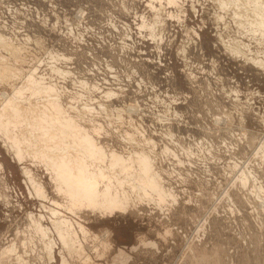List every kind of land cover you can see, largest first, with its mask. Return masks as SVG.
Segmentation results:
<instances>
[{
	"label": "rangeland",
	"instance_id": "374dc122",
	"mask_svg": "<svg viewBox=\"0 0 264 264\" xmlns=\"http://www.w3.org/2000/svg\"><path fill=\"white\" fill-rule=\"evenodd\" d=\"M262 9L0 0V123L8 103L19 114L0 125V264H264ZM50 104L103 153L84 159L90 180L123 207L71 208L69 185L31 157L40 141L22 121Z\"/></svg>",
	"mask_w": 264,
	"mask_h": 264
},
{
	"label": "bare ground",
	"instance_id": "6f19581e",
	"mask_svg": "<svg viewBox=\"0 0 264 264\" xmlns=\"http://www.w3.org/2000/svg\"><path fill=\"white\" fill-rule=\"evenodd\" d=\"M237 1V0H236ZM242 1H245V0H242ZM252 1H254V0H252ZM255 1H257V0H255ZM250 2V1H249ZM248 2V3H249ZM243 3V2H242ZM241 3V5H243L244 3H246V2H244L243 4ZM253 3V2H252ZM239 5L238 6H240V3H238ZM260 4V3H259ZM237 5V4H236ZM248 5V4H247ZM251 5V4H250ZM244 6V5H243ZM253 6H255V5H253ZM257 6H259V5H256V7ZM241 7V6H240ZM237 8H239V7H237ZM242 9H244L243 7H241ZM241 8H239L240 10H241ZM234 9V8H233ZM239 9H236L237 11L239 10ZM251 9H253V7L251 8ZM235 10V9H234ZM245 10V9H244ZM250 10V9H249ZM256 10V9H255ZM236 11V12H237ZM246 11H248V10H246ZM262 12H263V9L261 10ZM241 12H242V10H241ZM251 12V11H250ZM234 13V12H233ZM245 13H247V12H245ZM243 14V13H242ZM241 14V15H242ZM248 14V13H247ZM253 14V13H252ZM238 16V14H235V16ZM240 15V17H244V16H241ZM244 15V14H243ZM234 16V17H235ZM250 16V14L249 15H246L245 14V17H249ZM252 17L253 16H255L254 17V20L256 19V22L257 23H255L254 25H255V27H259V28H261L260 26L263 24H261V25H257V24H260L261 23V21H263L264 22V12L263 13H256L255 12V14L254 15H251ZM257 16V17H256ZM239 17V16H238ZM251 18V17H250ZM248 19V18H247ZM246 18L244 19V21H246L247 20ZM253 19V18H252ZM248 20H251V19H248ZM246 22H248V21H246ZM242 23V22H241ZM248 23H251L250 21L248 22ZM252 24V23H251ZM250 24V25H251ZM247 25V24H246ZM264 25V24H263ZM243 27H244V25H243ZM262 28H264V27H262ZM256 29V28H255ZM257 30V29H256ZM232 48V47H231ZM258 63V62H257ZM260 65V64H259ZM51 98V97H50ZM9 104V103H8ZM8 104L5 106V108H4V110L6 109V107H7V109H9L10 110V112H8L9 110H6L5 112H6V115H7V119L4 121V122H2V124H4V123H9L10 124V122H11V124H12V122H13V120H15L14 118H16V121H17V119L19 118V114L17 115V109H16V107H13L12 108V106L9 104V106H8ZM44 104V103H43ZM52 105H54V103L52 104ZM51 104H50V106L47 108V107H42V109H35L36 111V117H37V119H32V118H30L31 120H25V118L23 119V121H22V123H26L27 124V126H28V124L31 126V125H33V127L35 128V131L37 132L36 134H37V136H35V137H33L35 140H38V141H40V146H36V145H33V147L32 148H30V146H29V149H32V150H29V153L31 154V157H33V158H36V159H38V160H43V161H45L46 163H48L49 165H51V167H52V169H53V173L54 174H56V179H57V182L58 181H64L63 183L60 181L59 182V184L60 183H62V185L66 182L68 185H69V187H66L67 188V191H66V193L68 194V195H70L71 197H72V199H73V201H72V199H71V201H72V203H71V208H74V206H75V203H77V202H80V203H86V206H87V208L88 207H90V208H92V209H95V210H99V211H103L104 210V212L105 211H112L113 209H115V207L117 208V206H119V208L122 206L123 207V205H122V201L124 200L123 198H124V196L122 195V197L120 198L118 195H116V194H114V191L113 192H111L112 190H111V188L112 187H108L107 189H105L104 190V192H99V190H98V185H97V182H95V183H93V181L92 180H90V177L93 175L89 170H88V168H89V166H90V163H89V166H87L86 164H85V161H84V159H89V160H91L92 159V161H93V157H95V159H96V157H100L101 156V153L102 152H98V151H100V150H98V151H93V148H92V143H90V141L89 140H87V138H85V135H83L82 133H81V131L79 132H74L73 134H71V135H68L71 131H74V130H76V127H73V126H70L67 122H66V119L65 118H62V117H59V114H60V110H58L59 108H58V106L56 107V108H58V109H54L53 108V106H52ZM28 106V105H27ZM56 106V105H55ZM30 107V106H29ZM15 108V110H13ZM31 109V108H30ZM18 110H19V108H18ZM29 110V109H28ZM40 110V111H39ZM12 111V112H11ZM20 111V110H19ZM32 111V110H31ZM1 113V112H0ZM21 114H22V112H21ZM28 114V113H27ZM34 114V113H33ZM3 113H2V117H3ZM24 115V114H23ZM22 115V116H23ZM1 116V115H0ZM24 116H26V115H24ZM21 118V117H20ZM0 119H1V117H0ZM29 119V118H28ZM3 120V119H2ZM1 121V120H0ZM15 121V122H16ZM18 122V121H17ZM20 122V121H19ZM1 123H0V125H2ZM13 124H15V123H13ZM25 124V125H26ZM72 125V124H71ZM30 128V127H29ZM26 132V131H25ZM24 133V132H23ZM56 134H59V137H61V138H59L58 140H61L62 141V136H66V135H68V139H70L71 140V142L73 143L72 145H70L69 143V145L68 146H66L67 144H65L64 145V143H62L63 145H59L61 142H57V138H53ZM34 135V134H33ZM52 135H54V136H52ZM90 139V138H89ZM25 140V139H24ZM50 140H51V142H54V144H52V143H50ZM16 141V143L15 144H19V141H18V139L16 140L15 138H14V142ZM26 141V140H25ZM31 141H33L32 139H31ZM38 141H36V142H38ZM13 142V143H14ZM56 142L58 143V145H56V146H54L55 144H56ZM70 142V143H71ZM12 143V144H13ZM29 143H31V142H29ZM47 143H49V145H47ZM76 143V144H75ZM77 143H78V145H77ZM81 143H83L82 144V148H83V150H81V148H79V147H81ZM20 144H23V142L22 143H20ZM42 144V145H41ZM50 144H52V145H50ZM77 145V146H75V145ZM15 146L16 145H12V147L17 151V150H19L20 152H21V150H20V148L18 149H16L15 148ZM19 146V145H18ZM23 146V145H22ZM26 146V145H25ZM35 146V147H34ZM62 146V147H61ZM65 146V147H64ZM19 147H21V145L19 146ZM79 148L80 149V151H82V154H84V158H80L79 160H76V158L75 159H72L73 157H77V156H80V155H78V154H76V152H78V151H76V149H74V148ZM90 149L93 151H90ZM26 151V150H25ZM20 152H19V155H21L22 156V154H20ZM73 152V153H72ZM103 154V153H102ZM109 155V154H108ZM83 157V156H82ZM22 158V157H21ZM101 158H102V156H101ZM117 158V157H116ZM69 159V160H68ZM72 159V160H71ZM78 159V158H77ZM115 159V158H114ZM113 158H112V161L113 162H119V163H121L119 160H121V159H116V160H114ZM99 160V159H98ZM101 160V159H100ZM91 161V162H92ZM93 163V162H92ZM95 163V162H94ZM96 164V163H95ZM91 166H93V165H91ZM90 166V167H91ZM95 166V165H94ZM97 168V167H96ZM92 169V168H91ZM95 169V168H94ZM98 171V170H97ZM130 174V173H129ZM94 176H95V174H94ZM98 175H96V178H98L97 177ZM107 176V175H106ZM110 176H112V175H110ZM114 176V175H113ZM101 177V176H100ZM127 177V176H126ZM135 177V176H134ZM133 176H130L129 178L131 179H133L134 178ZM137 177V178H136ZM136 179H133L132 180V182L134 183V186H137L139 189H141V188H145L146 187V183H145V181H144V178H142L141 177V175L140 176H138V175H136ZM128 178V179H129ZM127 179V180H128ZM122 180V179H121ZM124 180V179H123ZM114 181V180H113ZM130 181V180H129ZM132 182H130V184L132 183ZM116 183V182H115ZM124 183H125V181H124ZM126 183H128V182H126ZM137 184V185H136ZM67 185V186H68ZM59 186V185H58ZM63 186H66V184L65 185H63ZM109 186H110V182H109ZM112 186V185H111ZM133 186V185H132ZM107 187V186H106ZM105 187V188H106ZM41 187H40V185H38V188L37 189H40ZM65 187H64V189H66ZM137 188V189H138ZM138 189V190H139ZM142 190V192H144L143 191V189H141ZM140 190V191H141ZM65 191V190H64ZM99 192V193H98ZM139 193V192H138ZM89 196V197H88ZM121 196V195H120ZM88 197V198H87ZM119 198V199H118ZM124 203H125V200H124ZM121 205V206H120ZM124 205H126L127 206V204H124ZM126 208V207H125ZM122 209V208H121ZM122 211H124V210H122ZM65 224L67 225V223L65 222ZM65 225H63V224H61L60 225V228H58L57 229V231H58V238L59 239H63V242L64 243H68L67 244V246H69L70 245V242L72 241V239H70L69 237H68V235H67V232H66V230H65V227H64ZM78 226H80V225H78ZM68 227H69V224H68ZM66 229H67V227H66ZM69 229V228H68ZM80 230H81V228H80ZM68 231V230H67ZM69 232V231H68ZM85 233V232H84ZM50 247H52V246H50Z\"/></svg>",
	"mask_w": 264,
	"mask_h": 264
}]
</instances>
